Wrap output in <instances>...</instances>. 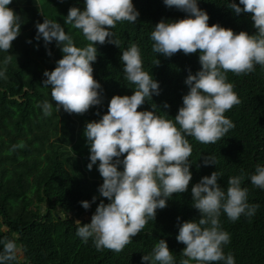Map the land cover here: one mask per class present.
<instances>
[{
  "label": "trees",
  "instance_id": "1",
  "mask_svg": "<svg viewBox=\"0 0 264 264\" xmlns=\"http://www.w3.org/2000/svg\"><path fill=\"white\" fill-rule=\"evenodd\" d=\"M132 2L140 14L137 21L117 22L110 29L114 36L108 39L119 41L118 45H95L93 76L102 86V103L83 115L68 114L62 108L58 112L50 86H43V73L54 70L63 53L55 41L45 45L42 38L36 39V24L46 19L42 11L46 5L60 14L64 23L70 8L84 10L85 0H47L43 6L39 0H12L9 5L20 16L21 31L9 52L0 50V71L6 76L0 77V251L3 241L14 240L23 259L17 252L16 259L6 264H142V257L151 254L161 239L166 241L175 264H180L186 259L182 255L186 246L176 240L179 226L201 219L193 207L191 188L214 171L222 174L218 184L225 192L229 178L243 174L241 187L248 189L247 202L259 205L254 215H241L235 222L221 210L220 227L230 234V242L223 245L225 256L231 253L235 264H264V189L250 180L257 166H264V67L260 65L247 75L226 74L241 101L224 114L235 127L214 144L187 137L192 146L188 190L173 194L131 243L120 252L97 250L92 238L85 243L76 234L77 220L81 225L90 224L99 203H109L98 191L103 184L99 161L88 170L90 147L84 130L87 123L98 122L107 114L113 96H131L136 90L123 71L122 52L133 43L138 45L144 71L160 86V94L147 99L138 111L155 108L157 115L167 114L168 119H175L183 106L182 98L189 91L185 84L189 71L195 75L201 70L199 52H179L167 58L152 51L150 37L155 25L161 20L188 18L186 13L166 7L163 0ZM230 3L239 5V0H198V7L209 15V26L219 24L237 34H256L251 14H235ZM67 25L77 47L90 43L81 30ZM9 55L12 59L5 64ZM156 60L160 61L158 66ZM44 101L53 104L51 116L44 115ZM165 103L168 108L163 107ZM209 157H214L215 164L205 166L204 158ZM119 170L123 171L122 165ZM82 201L90 203L88 210L81 206Z\"/></svg>",
  "mask_w": 264,
  "mask_h": 264
},
{
  "label": "clouds",
  "instance_id": "2",
  "mask_svg": "<svg viewBox=\"0 0 264 264\" xmlns=\"http://www.w3.org/2000/svg\"><path fill=\"white\" fill-rule=\"evenodd\" d=\"M163 2L168 8L186 13L188 18L157 23L150 37L154 42L152 51L167 58L179 52L185 55L199 52L201 70L195 75L189 71L185 80L189 91L182 98L183 106L175 119H168L167 114L157 115L155 108L138 111L147 99L160 94V86L144 71L138 45L133 43L122 52L123 71L136 90L131 96H113L107 114L98 122L87 123L84 130L90 147L88 170L99 161L103 184L98 191L109 203H99L90 224L81 225L77 220L76 234L85 243L92 238L97 250L122 251L149 220H155L157 210L164 209L173 194L188 190L192 180L189 162L192 146L187 137H194L202 144H214L234 128V123L224 114L241 101L234 84L227 82L226 74L247 75L256 65L264 67V0H239L243 8L229 4L237 15L251 14L257 30L254 35L245 31L237 34L219 24L209 26L210 17L198 7V0ZM11 3L12 0H0V50L4 52L10 51L21 31L20 16L9 8ZM139 15L132 0H85L83 11L70 8L64 23L81 30L90 42L83 48L75 45L59 22L44 19L36 24V39L42 38L45 45L55 41L63 53L55 69L43 73L46 77L43 86H50L58 112L62 108L68 114L83 115L102 103V86L93 76L95 45L117 46L119 41L108 39L114 36L110 29L117 22L135 23ZM11 59V55L5 57L4 63ZM155 63L158 66L160 61ZM0 77L6 78L5 71H0ZM42 107L45 116L52 115V103L44 101ZM163 107L169 105L165 103ZM211 164H215L214 157L204 158L205 166ZM121 165L123 171L119 170ZM221 175L214 171L191 188L193 207L200 212L201 219L179 226L176 240L186 246L182 252L186 259L180 264L190 261L235 264L234 256L231 253L225 256L223 251V245L230 242V234L220 227L221 210L235 222L241 215H254L259 205L247 202L248 189L241 187L243 174L229 178L227 192L218 184ZM250 180L264 189V166H257ZM95 200L93 197L92 202ZM81 206L88 210L91 205L82 201ZM17 252L14 240L3 241L0 264L15 260ZM149 262L175 264L165 240H159L152 253L142 257V264Z\"/></svg>",
  "mask_w": 264,
  "mask_h": 264
},
{
  "label": "rangeland",
  "instance_id": "3",
  "mask_svg": "<svg viewBox=\"0 0 264 264\" xmlns=\"http://www.w3.org/2000/svg\"><path fill=\"white\" fill-rule=\"evenodd\" d=\"M39 1H40V5H42V6L44 4H46V2H47V0H39ZM42 11H43L44 16H45L46 19L54 20V21L59 22L61 24V26L64 27L66 34H68V35L72 34V33H70V28L68 27V25L63 23L60 14L54 13L47 5L43 7ZM42 211H44V209H42ZM85 220H89V218L87 217ZM18 254H19V256H20V258L22 260L23 259V254L21 253L20 249H18Z\"/></svg>",
  "mask_w": 264,
  "mask_h": 264
},
{
  "label": "water",
  "instance_id": "4",
  "mask_svg": "<svg viewBox=\"0 0 264 264\" xmlns=\"http://www.w3.org/2000/svg\"><path fill=\"white\" fill-rule=\"evenodd\" d=\"M20 257V256H19Z\"/></svg>",
  "mask_w": 264,
  "mask_h": 264
}]
</instances>
